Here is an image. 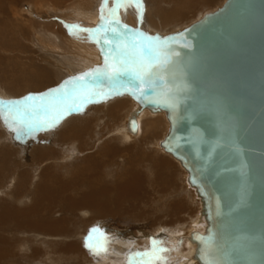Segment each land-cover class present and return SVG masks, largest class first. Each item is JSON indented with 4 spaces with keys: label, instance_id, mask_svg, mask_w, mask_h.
<instances>
[{
    "label": "water",
    "instance_id": "obj_1",
    "mask_svg": "<svg viewBox=\"0 0 264 264\" xmlns=\"http://www.w3.org/2000/svg\"><path fill=\"white\" fill-rule=\"evenodd\" d=\"M171 37L188 88L172 106L156 102L151 91L139 99L129 94L141 110L166 112L169 130L160 145L180 160L203 199L208 226L191 235L205 252L200 264L210 259V236L225 259L264 264V0H225L161 39ZM128 129L137 133L134 118ZM196 133L203 143L193 144Z\"/></svg>",
    "mask_w": 264,
    "mask_h": 264
},
{
    "label": "bare ground",
    "instance_id": "obj_2",
    "mask_svg": "<svg viewBox=\"0 0 264 264\" xmlns=\"http://www.w3.org/2000/svg\"><path fill=\"white\" fill-rule=\"evenodd\" d=\"M180 3L181 0H160L159 2L140 0V8L138 14L137 5L135 3L117 6L114 3V0H80L79 3H76L75 5L69 7L66 12L55 14L56 18L53 20H45L42 17L37 18L31 32L34 39V46H38V49L40 51H38V53L42 57L38 62H43L44 64L36 65L31 73L33 76H37V82L40 83L41 86L34 89L32 88V86H26L24 89L16 90L10 89L6 87V85L2 84L0 85V95L6 102L12 100H23L29 95L37 96L44 94L51 89L59 87L65 81L70 80L73 77L82 75L83 73L93 70L97 67H102L104 63V56L101 53L103 40L100 41V44H97L95 42V32H87L81 30H95L101 25L107 27V22L101 21L100 19L101 14H103L107 18L110 16V11L113 8H116L117 10L115 12V16L119 19L121 25L127 26V29H130L133 32L138 30L139 32H142L147 36L163 38L168 34L166 33L168 29L171 31V26H173L178 21V19L184 17L182 12L178 9V4ZM94 4L97 5L96 8H94ZM167 4L169 6L168 9L164 7L167 6ZM102 6L103 13L101 12ZM164 33L166 34L164 35ZM104 87L105 90H107V84H105ZM120 91L123 92V94L117 95L115 92H113L110 96L107 97L97 96L94 99L98 102L87 103L83 107V110L81 112H74L72 114L65 115L60 121H72L75 125L72 126L71 131L76 132L77 129H83L78 125V122H80L85 115H88L93 119L97 114V120L98 122H100V126L103 125V129L107 132V136H109V138L111 136L114 139L119 138L122 142L129 143V145H131L130 142L143 143L141 139L138 141V136L141 138V135L145 136L152 134V131L155 130L158 125L157 123L150 121L151 119H147L146 117L139 118V111L137 110V107L130 104L131 102H134V100L130 96L129 92L124 91L123 89H120ZM114 111H117V115L120 112L124 113L126 115V118H124L125 121L115 126L104 123L105 117H111V112ZM149 112L153 114L163 112L166 116V112L162 110L157 112ZM141 114L145 115V113ZM130 118H134L138 124V131L136 134H132L129 132L128 120ZM58 124H60V122ZM66 124L67 122L64 124V126ZM64 126L57 125L55 129L53 128L50 130L49 133H51V136L55 134V138L53 139H51V136L49 135V137L47 136L46 139H40L38 136H33L29 139V147L22 144L21 145L26 147L28 152L31 153L34 157L37 156L38 158L50 151H53L52 149H46V151H44V149H40V147L36 146V144H40L42 140L47 142V148L51 147L52 145H55L56 147L59 146L58 154L53 151L48 154L49 158L43 157V159L59 158L60 152L62 151L63 147H65V150H67V148L71 149L72 147L74 149H77H72L70 150L71 152H67V154L65 151H63L64 154L70 157L76 156L78 158V160L73 161L74 163L68 165V167L74 168V171L71 170L72 173L70 172L69 174L75 175V178L72 177V180L68 178V180L66 181V179L63 178L56 179L54 176L41 175L39 177V180L41 178V182L39 184L36 183L31 192H26L27 189H30L26 186L24 188L17 187L15 191H9V196L13 197L10 200L11 203L7 202L8 199H4V197H7V195L2 196V198L0 197V256L5 253V251L7 250L6 248L9 244H11V241L15 240L16 244L18 242L16 240L17 238L14 239L12 237H7V235H16L19 233H43V236H51L56 238V236L60 237L66 234H70L71 232L67 230V225L71 221L73 226L74 223L76 224L75 209L78 205L89 207L92 213L95 214L93 221H90L93 225H96L98 221L101 220L109 222L107 221V219L112 218L111 220L116 221L110 220L112 224L111 228L117 227L119 229V231L114 230L113 236L109 237L110 235L108 236L107 234L109 233L108 229L110 228V226L109 228L97 227L100 228L106 240H92L89 241V243L99 247V241L110 242V239H113L115 240L117 245L122 246L125 249L134 248L132 236L136 235H132V229H127L125 226H138V224L132 223L131 225H127L123 221H118L120 220V217L119 219H116L115 217L113 218V216H115L117 212L124 211L125 208L117 207L114 205V207L107 206L106 203L102 202V198L104 197L105 193L110 192V189H114V193H116L117 189L118 196H125L127 193H131L132 197H134L136 194H139L143 198L148 199V194L145 191H142L139 188L137 189V187H139V182H141L140 175L126 174L127 171L124 172V168L126 167L128 161V155L125 154V156L124 154H120L116 157L115 148L113 146L103 145L97 153L83 155L82 153L84 146L79 142V134H73L69 136L68 129H63L61 131H58L57 133H52L56 132L57 128H62ZM0 127V135L4 133V136L6 138L10 137L11 134L12 136L14 134L16 135V132L11 130L3 122L2 119H0ZM62 131H64L63 134L59 135V133ZM83 133H86V131H84ZM91 133H93L95 137L100 136V131L97 133L96 131H92ZM46 134L44 135L46 136ZM41 138H43V136ZM143 141L145 140L143 139ZM75 145L78 147H75ZM129 147H132V149L136 150V148H134L132 145ZM162 149L166 154L171 156L176 162L179 163L182 169L187 173L188 178V172L182 166L180 160L175 158L172 154L166 152L164 148ZM70 157H68V159ZM76 174H78V176H76ZM83 174H90V176L94 177L96 180H87L89 177V175H87L84 177L83 181H81L80 178L83 176ZM99 174H119L118 181L119 176H122L123 180H120V182L116 181V185H113V188H111L112 184L111 186L108 185L105 188H93L98 184ZM25 176L26 174L22 173L18 175V178L14 177V179L21 183L24 180L23 178ZM27 184L29 183L27 182ZM190 187L195 191L193 202L198 201L197 196L200 199L199 204L201 205L202 213L194 214L192 216V226L189 225L190 227H186V229L184 230V235H181V233L179 234V232L183 231L182 228H176L173 225V227L170 225L171 227H168V232L166 231L163 235L158 233L156 239L153 238L151 232L149 233L150 235L148 234L146 240H151L152 242L155 241V245H151V243L148 241L145 243L144 241H142L140 242V244H138L140 246H152L153 248L159 249L160 245H162L163 243V245L167 249L165 251H162L161 254H168L169 257H173L172 261L165 264H200V261L204 259L203 256L205 255V252L202 250L203 248L199 251L197 250L199 249V244L195 240L191 239V235L192 233L205 234L208 222L204 216L205 214L203 213L204 203L202 197L196 193V189L193 186L190 185ZM80 188H86L89 191L73 194V196L71 195L72 193L78 192ZM21 189H24L25 191L22 192L20 191ZM26 194L31 195V204L28 206V208H23V210L18 207L16 208L15 204L18 203L19 200H21V197ZM63 205L65 206V209L62 210V212L64 215H66V218H59L55 221L51 220L50 214L54 211L55 208H62ZM134 205L132 203L129 204L125 209V211H127L125 213L127 215L129 214L128 217L137 219L140 218L144 213H135ZM169 210L170 207L167 206L166 211ZM132 211L134 212L133 215L130 214ZM80 212H82V210H80ZM125 217L122 215V218ZM88 232H86V234ZM89 233H91V235L94 237L97 236V234L93 233L92 230ZM146 233V231H143L140 228L138 229V234L141 235V237H144L143 235H145ZM161 236H163V238H161ZM68 247L56 246V255H61L62 257L69 255V257L73 256L76 258H82L85 255V257H89V259L95 264H130V261L131 264H135L131 257L122 256V249L119 250L116 246H113V248L108 252H106L105 250H101L98 252V254H94L93 251L88 249L90 251V254L88 255H86V250H82V247L79 244H71ZM169 248H171V250ZM182 248L186 250V254H184L183 256L182 254L178 256L174 255L177 253H181ZM9 250L10 248L7 251ZM51 251L52 250H50V252ZM199 254H202L201 258L198 257ZM9 262L10 261L0 262V264H13Z\"/></svg>",
    "mask_w": 264,
    "mask_h": 264
},
{
    "label": "rangeland",
    "instance_id": "obj_3",
    "mask_svg": "<svg viewBox=\"0 0 264 264\" xmlns=\"http://www.w3.org/2000/svg\"><path fill=\"white\" fill-rule=\"evenodd\" d=\"M79 1L80 0H0V85L4 84L8 88L16 90L24 89L26 86H32L33 89L41 86V84L37 82V76H33L31 73L36 65L44 64L43 62H38L42 57L38 53V46H34V39L31 32L33 30L32 28L35 24V21L37 18L41 17L45 20H53L56 18L55 14L66 12L69 7L79 3ZM150 1L159 2L160 0ZM209 1L181 0V3L178 4V9L182 12L184 17L178 19V21L173 26H171V31L168 29L166 33L172 34L174 32H178V30L180 31L186 28L193 22L200 19L204 14L215 11L225 0ZM96 6L97 5L94 4V8H96ZM164 7L167 9L169 8L168 4ZM166 33H164V35ZM0 101H5L2 96L0 97ZM130 104L137 107V110L139 111V118L146 117L158 125L157 128L152 131V134L149 133L150 135L145 136L141 135V138L138 136V141L141 139L143 143L130 142V144L136 148V150L132 149V147H129L131 146L129 143H124L119 138L114 139L112 136L109 138V136H107V132L103 129V125L100 126V122L97 120V114L93 119L88 115H85L82 120L78 122V125L83 129H77L76 132L71 131L72 126L75 125L72 121L63 120L57 125L64 126L66 122L67 124L62 128H57V131L52 133H57L63 129H68L69 136L73 134H79V142L84 146L82 153L83 155L97 153L103 145L113 146L115 148L116 157L120 154L128 155V161L126 167L124 168V172L127 171L126 174L140 175L141 182H139V187H137V189L139 188L140 190L145 191L148 194V199L143 198L139 194H136L134 197H132L131 193H127L125 196H118L117 189L116 193H114V189H110L109 193H105L104 197L102 198V202L106 203L107 206H117L123 207L125 209L129 204L132 203L133 205L135 204V213H144L145 215L143 214L140 218L132 219L128 217L129 214L127 215L125 213L127 211L124 209V211L117 212L116 215L113 216V218L115 217L116 219H119L120 217V220L118 221H123L127 225H131L132 223L138 224V226H125L127 229H132V235H136H131L134 245L133 249H125L124 247L117 245L113 239H110V242L99 241V247H102L103 250L108 252L113 248V246H116L119 250L122 249V256L131 257L135 264H145V262L149 260L152 261V264H165L172 261L173 257H169L168 254L163 255L161 252L157 253V256L160 259H154L151 256H138L136 253L142 254L151 252L153 250L152 246L146 247L140 246L138 244H140L142 241H144V243L147 242L148 240L146 239L150 232L153 238L156 239L158 233L161 235L165 234V232H168L169 230L168 227H171L172 225L176 228H182L183 231L179 232V234L181 233V235H184V230L186 227H190L189 225L192 226V216L194 214L202 213L201 205L199 204L200 199L197 196L198 201L193 202L195 191L187 182V173L182 169L178 162L166 154L160 147V142L166 136L169 128L165 114L163 112L153 114L150 113L149 110H140L135 101L131 102ZM141 113H145V115H142ZM125 116L126 115L121 112L117 115V111H114L111 112V117L113 118L105 117L104 123L115 126L124 122V118H126ZM57 125L55 127H57ZM50 130L38 131L33 136H38L40 139H46L48 135L51 136V133H49ZM84 131H86V133H83ZM92 131H96V133L100 131V136L95 137L94 134L91 133ZM63 132L64 131L60 132L59 135L63 134ZM44 134H46V136ZM16 135L14 134L12 136L11 134V136L7 138L4 136V133L0 135V148L3 150L2 151L0 149V197L2 198V196L7 195V197L5 196L4 199H8V203L10 202L11 198H13L12 196H9V191H15L17 187L24 188L26 186L27 188H30L27 189L26 192H31L36 183L39 184L41 182V178L39 180L41 175L54 176L56 179L63 178L66 179V181L68 178L72 180V177L75 176L73 174H69L70 172L72 173V171H74V168H70L68 165L74 163L73 161L78 160V158L76 156L70 157L66 155L67 152H71L70 150L74 149L73 147L71 149L67 148V150H65V147H63L59 158L43 159V157L49 158L48 154L50 152L54 151L56 154H58L59 146L56 147L55 145H52L51 147L47 148V142L42 140L40 144L37 143L36 146L40 147V149H44V151H46V149H52L53 151H50L38 158L37 156L34 157L28 152L26 147H24H29V139L33 136H26L22 139H16ZM41 135L43 138H41ZM54 135L51 136V139L55 138ZM143 139L145 141H143ZM75 147L78 146L75 145ZM63 151H65L66 154H64ZM68 157L70 158L68 159ZM22 173L26 174V176L23 178L24 180L19 183L14 179V177L18 178V175ZM87 175H89L87 180H96L94 177H91L90 174H83L80 180L83 181L84 177ZM118 175L119 174H99L98 184L93 188H105L108 185L111 186V184V188H113V185H116V181L120 182V180H123V177L119 176L118 181ZM76 176H78V174H76ZM27 182L30 184V186L27 184ZM20 191L24 192L25 190L21 189ZM88 191L89 190L86 188H80L78 192L72 193L71 195L73 196V194ZM31 200V195L26 194L21 197V200H19L18 203L15 204V207H18L21 210H23V208H28V206L31 204ZM167 206L170 207L169 211H166ZM64 209V205L62 208H55L50 214V219L55 221L59 218H66V215H64L62 212ZM80 210H82V212H80ZM75 211L76 224L74 223L73 226L71 221L67 225V230L71 232L70 234L60 237L56 236V238L51 236H43V233L34 234L18 232L19 234H13L15 237L13 235L5 234L7 237H12L14 239L17 238L16 240L19 243L17 242L16 244L15 240L11 241V244H9L6 248L7 250L10 248V250L7 251L5 249V253L0 256V262L10 261L9 263L13 264H93L94 262L91 261L89 257H85V255L83 256L84 258L82 257L83 259L73 256L69 257V255L64 257L61 255H56V246L68 247L71 244H79L82 247L81 249L84 251L86 250V255H88L90 254V251L88 250V247H85V242L91 234L89 232L93 230V228H109L110 226L108 229L109 233L107 234L108 236L110 235L109 237L113 236L114 230L119 231V229L117 227L111 228L112 224L110 220L112 218L107 219L109 222L101 220L98 221L96 225H93L90 221H93L95 214L92 213L89 207L78 205L76 206ZM134 212L132 211L130 214L133 215ZM122 215L126 217L122 218ZM139 228L147 232L145 235H143L144 237H141V235L138 234ZM85 231L89 232L86 234ZM161 238H163V236H161ZM148 242H150L151 245L153 244L151 240ZM159 249L166 250L167 248L162 243ZM169 249L171 250V248ZM39 250L41 251V255ZM50 250L52 251L50 252ZM181 254L182 256L186 254V250L182 248L181 253L174 255L178 256Z\"/></svg>",
    "mask_w": 264,
    "mask_h": 264
},
{
    "label": "snow or ice",
    "instance_id": "obj_4",
    "mask_svg": "<svg viewBox=\"0 0 264 264\" xmlns=\"http://www.w3.org/2000/svg\"><path fill=\"white\" fill-rule=\"evenodd\" d=\"M114 3L117 6L135 3L139 14L140 0H114ZM116 10L113 8L107 18L101 14L100 19L107 22V27L101 25L95 30L81 29L95 32L97 44L103 40L102 67L73 77L44 94L29 95L23 100L0 101V119L16 132V139L33 136L41 130L53 129L65 115L81 112L87 103L98 102L95 97H107L113 92L121 95L123 92L120 89L129 92L137 99L151 91L157 97L156 102L172 106L176 102L177 93L188 88L185 69L176 59L179 53L169 48V40L176 38L162 40L160 37L147 36L138 30L133 32L127 29L126 25L120 24L115 16ZM101 12L103 13V6ZM178 79H184L185 82L177 85ZM192 142L194 145L203 143V136L196 133ZM232 151L234 154L240 151L235 142H232ZM92 232L97 236L90 234L86 239L85 247L98 254L103 248L89 241L106 240V238L98 228L93 229ZM195 238L197 237L194 236ZM153 244L155 245L156 242L153 241ZM162 251L165 249L153 248L151 252L136 253V255L160 259L157 253ZM208 255L210 259L206 264H235L234 261L225 259L227 252L222 250L213 236L208 238ZM145 264H152V261H146Z\"/></svg>",
    "mask_w": 264,
    "mask_h": 264
}]
</instances>
